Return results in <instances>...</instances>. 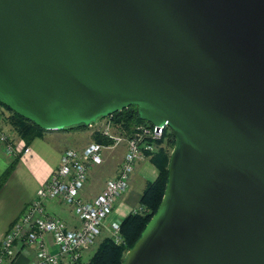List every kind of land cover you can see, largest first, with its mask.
Here are the masks:
<instances>
[{
	"label": "water",
	"instance_id": "1",
	"mask_svg": "<svg viewBox=\"0 0 264 264\" xmlns=\"http://www.w3.org/2000/svg\"><path fill=\"white\" fill-rule=\"evenodd\" d=\"M0 103L45 131L167 123L122 264H264V0H0Z\"/></svg>",
	"mask_w": 264,
	"mask_h": 264
},
{
	"label": "built area",
	"instance_id": "2",
	"mask_svg": "<svg viewBox=\"0 0 264 264\" xmlns=\"http://www.w3.org/2000/svg\"><path fill=\"white\" fill-rule=\"evenodd\" d=\"M100 120L103 121L97 128V122L91 125L105 144L91 141L81 149L67 148L61 152L58 165L48 180L36 188L32 200L0 239V264L11 259L12 245L20 238L35 250V257L29 264H81V252L95 242L114 203L126 192L136 163L155 152L159 139L169 131L166 122L160 125L147 121L124 125L113 121L110 115ZM120 143H124L125 150L116 174L104 181L97 195L84 199L81 190L87 181L89 168L102 161L103 149ZM0 144L9 156L16 153L11 138L1 129ZM49 199H60L68 205L79 220V227L70 230L61 219L46 214L42 202ZM46 234L50 236L53 251L44 241ZM109 237L116 244L121 242L119 223L110 224Z\"/></svg>",
	"mask_w": 264,
	"mask_h": 264
},
{
	"label": "crops",
	"instance_id": "3",
	"mask_svg": "<svg viewBox=\"0 0 264 264\" xmlns=\"http://www.w3.org/2000/svg\"><path fill=\"white\" fill-rule=\"evenodd\" d=\"M94 129L93 125H89L82 130L47 131L32 138L27 144H24L11 129L5 132L11 138L16 153L9 156L0 144V173L10 157L15 156L16 161L0 187V239L9 225L18 218L24 207L32 200L36 188L48 180L51 172L58 165L61 152L67 148L81 149L94 141L91 134ZM124 150V143L102 150V161L97 165H92L89 170L99 167V169L106 170L107 178L113 177L117 172ZM155 176L156 170L148 161V156L136 163L126 192L114 203L111 212L103 221L94 246L82 251L81 263L86 264L99 239L109 237L111 223H119L127 213L138 208V197L141 190L145 183L153 180ZM104 181L100 188L94 191L89 190L85 184L81 190V196L84 199L93 198L101 190ZM135 186L140 188L136 197L132 191ZM42 209L46 214L61 219L70 230L77 229L80 225L71 208L60 199L44 200ZM43 237L48 248L53 251L50 236L46 234ZM12 252L11 259L5 264H29L35 257L34 248L25 244L21 238L13 243Z\"/></svg>",
	"mask_w": 264,
	"mask_h": 264
},
{
	"label": "trees",
	"instance_id": "4",
	"mask_svg": "<svg viewBox=\"0 0 264 264\" xmlns=\"http://www.w3.org/2000/svg\"><path fill=\"white\" fill-rule=\"evenodd\" d=\"M0 106L6 109L8 113L2 119L10 127V129L27 144L32 138L47 132L33 122L19 116L11 111L6 106L0 103ZM110 117L115 122H121L127 125L130 122H144L138 117L136 108L128 106L121 110L115 111L110 114ZM88 125L77 124L61 129L66 130H82L87 128ZM1 129V128H0ZM167 146H173L174 140L170 131L164 133ZM92 138L95 142L105 144L104 139L96 131L92 133ZM159 139L158 142H161ZM170 153L163 147H159L156 152L148 155V161L156 170V176L153 180L145 183L138 197V209L133 212L127 213L119 222V232L121 236L120 243H114L110 237H103L96 243L93 252L86 261V264H122L125 252L134 244L139 237L142 229L155 213L157 206L161 200L164 192L166 178H167V165ZM16 161V157H10L5 168L0 173V187L8 177L12 167Z\"/></svg>",
	"mask_w": 264,
	"mask_h": 264
},
{
	"label": "rangeland",
	"instance_id": "5",
	"mask_svg": "<svg viewBox=\"0 0 264 264\" xmlns=\"http://www.w3.org/2000/svg\"><path fill=\"white\" fill-rule=\"evenodd\" d=\"M8 113L6 112V109L4 108V107H2V106H0V128H1V130L3 131V132H7V130H10V127L6 124V122L2 119V117L3 116H6ZM100 119H102V118H97L94 122H92V123H96V124H98V125H96V127L95 128H97L101 123H102V121L103 120H100ZM100 122V123H99ZM92 123H90L89 125H91ZM89 125H88V127H89ZM81 130V129H80ZM95 130V129H94ZM82 132H85V131H82ZM94 131H92V133H93ZM87 133V132H86ZM86 133H84V134H86ZM91 133V134H92ZM159 147H163L164 149H166V150H168V152L170 153V151H171V147H169V146H167V144H166V140H165V138H164V136H163V138H162V141L161 142H159ZM158 147V148H159ZM157 148V149H158ZM156 149V150H157ZM103 150H105V149H103ZM156 152V151H155ZM102 154V153H101ZM107 176H108V174H107V172H106V170H104V169H99V167H97V168H95V169H93V170H89V172H88V178H87V181L85 182V184H86V187L89 189V190H91V191H94V190H97L98 188H100V186H101V184H102V181H104V179L105 178H107ZM84 184V185H85ZM139 187H136L135 186V189L133 188L132 189V191H133V194H134V196L136 197L137 196V193L139 192ZM134 210H137V208H135V209H133L132 210V212L134 211ZM98 237V236H97ZM97 237H96V240H97ZM95 243V242H94ZM94 243L93 244H91V245H88V246H86V248H89L90 246L91 247H93L94 246ZM86 248H84V250L86 249ZM82 253V252H81ZM81 264H83V263H81Z\"/></svg>",
	"mask_w": 264,
	"mask_h": 264
}]
</instances>
